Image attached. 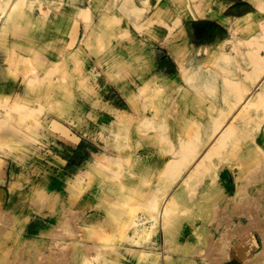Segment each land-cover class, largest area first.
Instances as JSON below:
<instances>
[{"label": "rangeland", "instance_id": "obj_1", "mask_svg": "<svg viewBox=\"0 0 264 264\" xmlns=\"http://www.w3.org/2000/svg\"><path fill=\"white\" fill-rule=\"evenodd\" d=\"M0 22L1 264L264 255L233 231L242 199L264 210V94L239 114L264 83V0H0Z\"/></svg>", "mask_w": 264, "mask_h": 264}, {"label": "bare ground", "instance_id": "obj_2", "mask_svg": "<svg viewBox=\"0 0 264 264\" xmlns=\"http://www.w3.org/2000/svg\"><path fill=\"white\" fill-rule=\"evenodd\" d=\"M262 46H263V44H262ZM260 50H262L261 48H260ZM259 51V50H258ZM254 53H256V52H254ZM253 53V54H254ZM258 68V67H257ZM262 69V68H261ZM259 71H261V70H259ZM263 77H264V75H263ZM262 77V78H263ZM259 78H261V77H259ZM264 94V83L262 84V85H260L259 86V88H257L253 93H252V95L250 96V97H248L243 103H242V108H241V110H240V112H239V114L240 115H242L243 114V110L245 109V107H246V105L247 104H249V103H251V101H253V100H255V99H257L258 97L260 98V96L261 95H263ZM124 114V113H123ZM125 115V114H124ZM123 115V116H124ZM121 117V116H120ZM233 122H230V123H227V126H229L230 124H232ZM231 128V127H230ZM218 138H219V136L217 137V138H215V139H213L212 140V142L210 143V149H211V147H213L214 148V146L216 145V141L218 140ZM209 149V150H210ZM209 150H208V152H209ZM207 154V153H206ZM198 160V159H197ZM198 162H199V160H198ZM201 162V161H200ZM198 165H199V163H198ZM197 165V163H196V166H198ZM194 167H195V165H193ZM196 169V168H195ZM187 176V175H186ZM256 175H254V177H255ZM188 177H189V174H188ZM253 176H251V178H252ZM252 178L251 180H253V179H255V178ZM258 177V176H257ZM185 178V177H184ZM257 179V178H256ZM255 179V180H256ZM186 180V178L183 180L182 179V182L184 183V181ZM255 180H253V181H255ZM259 180H260V178H259ZM256 181H258V180H256ZM255 181V182H256ZM180 183V185H181V181L179 182ZM179 185V184H178ZM180 187V186H179ZM178 187V188H179ZM170 195V194H169ZM170 196H172V195H170ZM263 197V196H262ZM170 198V197H169ZM169 200H171V199H169ZM167 201V200H166ZM261 203V202H260ZM260 203H259V201L258 200H253V199H242L241 200V203L240 204H238L236 207H235V213L237 214V215H245V217L247 216V217H249V218H252L253 219V221L249 224L248 223V226L246 225V226H242V227H240L239 225L240 224H238L237 225V228L235 229V230H233V231H235V233L234 232H232V233H234V234H243V232H244V230L245 229H247V228H249V226H251V227H254V228H257V229H259V231H260V233H261V237H262V241H263V245H264V215H263V212H264V210L262 209L263 207L262 206H260ZM162 207H163V205H162ZM236 215V216H237ZM73 218V217H72ZM225 219V218H224ZM67 223V222H66ZM143 224V223H142ZM66 227V226H65ZM69 228L70 227H73V226H68ZM69 231H70V238L72 239V238H74L76 235H74L75 233H76V229L74 230V231H72V230H70L69 229ZM68 231V232H69ZM58 233V232H57ZM55 234V235H59V234ZM63 233V232H62ZM65 233V232H64ZM67 233V232H66ZM66 233H65V235H66ZM68 234V233H67ZM225 235H227V234H225ZM62 236H64V235H62ZM79 236V235H78ZM229 237H230V235H228ZM229 237H227V239L229 238ZM234 237V236H233ZM229 240V239H228ZM135 243V242H134ZM223 243H224V241H223ZM226 245V244H225ZM225 245H224V247L222 246V245H216V254L215 255H211L210 256V258H208V260H206L207 261V263L208 264H227V261H228V257H229V252H228V249L225 247ZM68 247V246H67ZM71 247V246H70ZM53 248V247H52ZM57 248V247H56ZM61 249H66V247H64L63 246V248L62 247H60ZM60 248H58V249H60ZM69 248V247H68ZM133 248H135V246H133ZM263 248H264V246H263ZM70 250H71V257L73 258V260H74V255H75V251L72 249V247L70 248ZM89 249L87 248V247H85L84 248V251H88ZM55 251V250H54ZM63 251V250H62ZM60 252L59 251V254H54L53 252V254H52V256L49 254V255H46V254H44V253H42V252H38V253H35V255H34V258H29V260H27V261H22V259L24 258V256L22 257V255L20 256V257H18V258H16L15 260H10V261H8V259H5V261H3L4 260V258H3V260H2V263H4V264H71V261H70V258L68 259H66L64 256H66L67 254V252L65 253V252ZM64 251H66V250H64ZM57 253V252H56ZM262 253H263V251H262ZM259 254V253H258ZM258 254H257V257L255 256V257H253V258H248V259H246V260H243L242 261V264H262V262L264 261V255H259L258 256ZM254 255V254H253ZM30 256V255H29ZM48 256V257H47ZM31 257V256H30ZM67 257V256H66ZM6 258V257H5ZM10 258V257H9ZM47 258V259H46ZM242 258V257H241ZM240 258V259H241ZM76 259V258H75ZM87 259V258H86ZM32 260V261H31ZM29 261H31V262H29ZM74 262H75V260H74ZM1 264V263H0ZM206 264V263H205Z\"/></svg>", "mask_w": 264, "mask_h": 264}, {"label": "crops", "instance_id": "obj_3", "mask_svg": "<svg viewBox=\"0 0 264 264\" xmlns=\"http://www.w3.org/2000/svg\"><path fill=\"white\" fill-rule=\"evenodd\" d=\"M0 24H1V22H0ZM5 68H6V66H2V67H1V69H5ZM2 80H6L5 77H3ZM65 142H66V141H65ZM66 144H67V142H66ZM62 145H63V144H62ZM236 190H237V189H236ZM236 190H235V193H236ZM234 195H235V194H234ZM231 196H233V195H231ZM236 255L238 256V253H237ZM239 258H240V257H239Z\"/></svg>", "mask_w": 264, "mask_h": 264}]
</instances>
